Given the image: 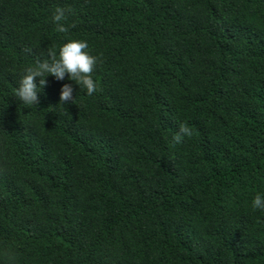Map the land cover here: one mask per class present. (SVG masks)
<instances>
[{"label": "trees", "instance_id": "1", "mask_svg": "<svg viewBox=\"0 0 264 264\" xmlns=\"http://www.w3.org/2000/svg\"><path fill=\"white\" fill-rule=\"evenodd\" d=\"M72 40L96 92L48 76L22 103ZM257 194L264 0H0V264H264Z\"/></svg>", "mask_w": 264, "mask_h": 264}, {"label": "clouds", "instance_id": "2", "mask_svg": "<svg viewBox=\"0 0 264 264\" xmlns=\"http://www.w3.org/2000/svg\"><path fill=\"white\" fill-rule=\"evenodd\" d=\"M66 12H71V9L57 7L52 16L53 22L56 24V31L66 33L69 27H66L62 21L67 19ZM75 27V24L71 25ZM88 48L86 41L72 40L64 44L57 52L48 50L45 59H37L33 66L25 69V74L19 80L18 87L15 91L16 97L26 105H39L38 89H43L46 86V77L52 76L57 81L65 79L66 75L69 80L74 81L80 87L86 89V94L91 96L97 90V85L92 78L94 66L97 63V58L90 56L85 49ZM29 51V50H25ZM190 72V71H189ZM39 78V88L36 84V79ZM73 99V88L70 84H64L60 90L59 104H66ZM193 131L187 124H180L179 132L173 137L176 143L182 142L184 137H191ZM253 209L264 210V198L257 194L252 201ZM10 255V254H9ZM11 258V256H10Z\"/></svg>", "mask_w": 264, "mask_h": 264}]
</instances>
